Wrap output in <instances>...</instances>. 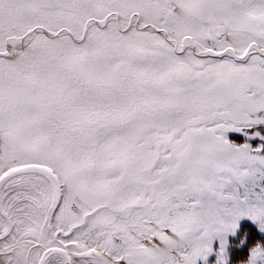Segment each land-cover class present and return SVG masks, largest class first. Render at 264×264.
Here are the masks:
<instances>
[{"label": "snow or ice", "instance_id": "6c2138e0", "mask_svg": "<svg viewBox=\"0 0 264 264\" xmlns=\"http://www.w3.org/2000/svg\"><path fill=\"white\" fill-rule=\"evenodd\" d=\"M264 264V0H0V264Z\"/></svg>", "mask_w": 264, "mask_h": 264}, {"label": "rangeland", "instance_id": "374dc122", "mask_svg": "<svg viewBox=\"0 0 264 264\" xmlns=\"http://www.w3.org/2000/svg\"><path fill=\"white\" fill-rule=\"evenodd\" d=\"M245 258V254H234L233 259L235 260L236 264H241V261Z\"/></svg>", "mask_w": 264, "mask_h": 264}]
</instances>
